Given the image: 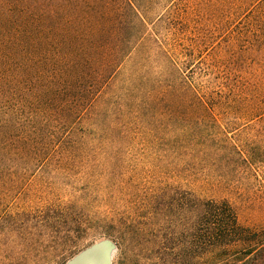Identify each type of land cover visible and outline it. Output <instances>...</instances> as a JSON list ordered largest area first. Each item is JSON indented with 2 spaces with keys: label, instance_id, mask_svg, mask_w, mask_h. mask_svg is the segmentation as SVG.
<instances>
[{
  "label": "rangeland",
  "instance_id": "1",
  "mask_svg": "<svg viewBox=\"0 0 264 264\" xmlns=\"http://www.w3.org/2000/svg\"><path fill=\"white\" fill-rule=\"evenodd\" d=\"M130 1L141 21L121 12L115 28L131 48L75 127L83 134L46 159L3 163L0 264H118L106 230L167 187L226 201L240 224L264 229V112L245 114L212 92L224 77L264 79L241 46L228 55L253 15L231 16L229 0ZM199 87L223 106L198 115ZM194 144L203 153L178 158L170 148Z\"/></svg>",
  "mask_w": 264,
  "mask_h": 264
},
{
  "label": "trees",
  "instance_id": "2",
  "mask_svg": "<svg viewBox=\"0 0 264 264\" xmlns=\"http://www.w3.org/2000/svg\"><path fill=\"white\" fill-rule=\"evenodd\" d=\"M229 1L231 16L247 9L253 22L231 39L228 55L241 46L244 62L257 63L262 73L264 0ZM130 10V0H0V174L5 161L46 159L74 131L83 134L75 127L130 51L115 28ZM133 18L141 21L134 12ZM258 78L233 83L224 77L212 92L231 96L245 114L263 113L264 79ZM211 97L204 88L195 91L201 117ZM170 148L178 158L205 149ZM105 234L121 251L118 264H264V229L240 224L226 201L175 187L135 205L130 218Z\"/></svg>",
  "mask_w": 264,
  "mask_h": 264
}]
</instances>
